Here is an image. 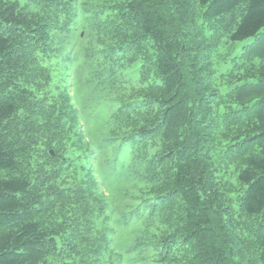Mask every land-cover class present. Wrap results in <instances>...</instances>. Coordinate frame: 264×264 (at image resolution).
Segmentation results:
<instances>
[{
    "label": "trees",
    "instance_id": "16d2710c",
    "mask_svg": "<svg viewBox=\"0 0 264 264\" xmlns=\"http://www.w3.org/2000/svg\"><path fill=\"white\" fill-rule=\"evenodd\" d=\"M0 264H264V0H0Z\"/></svg>",
    "mask_w": 264,
    "mask_h": 264
}]
</instances>
